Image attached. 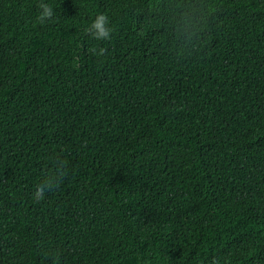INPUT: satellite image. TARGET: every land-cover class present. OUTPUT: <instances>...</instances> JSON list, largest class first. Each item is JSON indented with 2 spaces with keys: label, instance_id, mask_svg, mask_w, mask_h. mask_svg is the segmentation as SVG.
<instances>
[{
  "label": "trees",
  "instance_id": "1",
  "mask_svg": "<svg viewBox=\"0 0 264 264\" xmlns=\"http://www.w3.org/2000/svg\"><path fill=\"white\" fill-rule=\"evenodd\" d=\"M39 2L0 0V264H264V0Z\"/></svg>",
  "mask_w": 264,
  "mask_h": 264
},
{
  "label": "clouds",
  "instance_id": "2",
  "mask_svg": "<svg viewBox=\"0 0 264 264\" xmlns=\"http://www.w3.org/2000/svg\"><path fill=\"white\" fill-rule=\"evenodd\" d=\"M38 15L36 17L37 21L41 24L48 20H51L54 16L52 5L45 2V0H40L38 4ZM86 32L95 40L106 41L111 39V34L113 33V28L110 26L109 17L103 13L97 14L95 19L86 29ZM92 51L97 55H103L105 53L104 48H100L98 51L92 49ZM66 165V161L63 162ZM54 172L62 175L61 166H57ZM55 183V177H50L46 179L44 183L39 184L36 187L35 198L40 200L43 199V195L46 190H51ZM58 186V185H56Z\"/></svg>",
  "mask_w": 264,
  "mask_h": 264
}]
</instances>
